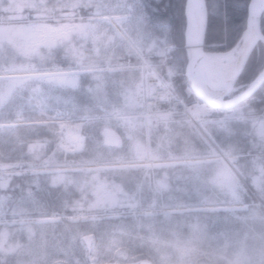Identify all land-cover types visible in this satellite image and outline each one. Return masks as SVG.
Returning <instances> with one entry per match:
<instances>
[{
    "label": "trees",
    "instance_id": "16d2710c",
    "mask_svg": "<svg viewBox=\"0 0 264 264\" xmlns=\"http://www.w3.org/2000/svg\"><path fill=\"white\" fill-rule=\"evenodd\" d=\"M188 2L126 0L131 10H113L130 12L120 20L124 35L112 22L96 19L94 3L0 0V73L27 70L29 65L96 67L78 74L77 87L42 77L23 78L0 109V264H93L90 254L95 264L142 260L181 264L192 250L191 264H218L219 253L204 251L216 244H236L247 233L264 235V212L253 203L250 190L245 195L248 210L259 213L252 220L228 209H177L234 199L212 182L219 161L205 158L213 152L184 116L166 128L152 129L151 153L159 159L184 155L203 159L154 166H90L137 158L130 128L106 116L118 107L130 113L142 109L131 110L127 98L141 77L144 56L158 64L181 96L196 97L188 73L192 60ZM207 4L205 50L241 46L249 28L251 0H207ZM95 22L102 30L99 53L82 58L75 46ZM21 25L32 26L29 38ZM263 69L260 39L238 84H250ZM11 79L0 78V85ZM240 105L242 117L213 125L212 130L225 148L239 154L236 162L243 176L264 201V83ZM57 115L85 121L82 150L68 152L62 147L64 132L52 120ZM221 115L217 112V119ZM140 124L135 134L145 138ZM87 234L94 235L91 252L84 240Z\"/></svg>",
    "mask_w": 264,
    "mask_h": 264
},
{
    "label": "rangeland",
    "instance_id": "374dc122",
    "mask_svg": "<svg viewBox=\"0 0 264 264\" xmlns=\"http://www.w3.org/2000/svg\"><path fill=\"white\" fill-rule=\"evenodd\" d=\"M80 3H94L95 8L97 9L98 14H96L97 20L102 21H110L112 22L124 35H126L125 31L123 30L120 20L130 14V12L122 13V12H114L113 10L121 9V10H131V5H126V0H76ZM106 13H103L105 12ZM22 26V25H21ZM25 28L24 33L29 38L32 32V26H22ZM8 28V27H7ZM11 29V27H9ZM102 30L100 26L95 22L93 27L88 28L83 35L80 37V43L75 46V51L78 55L82 58L97 55L99 53V38L101 37ZM242 46H238L236 50V54L238 55L242 49ZM150 61V60H149ZM96 67H77V68H61L59 66H55L53 69H40L36 68L33 65H29L27 70L24 71H8L3 70L0 73V78L11 77L13 79L8 80L0 85V109L9 101L13 93L16 89L22 85L21 79L26 78L28 76H35V77H42L45 78L53 83L61 84L64 86H72L77 87L79 86V76L78 74L85 70H94ZM15 78V79H14ZM250 84L246 85H239L237 82L234 85L228 86V88L224 89V97L223 98H230L233 97L247 89ZM200 99V98H199ZM127 101L130 102L132 109H136L142 106V103L138 100L136 96V90L130 91V95L127 98ZM222 109H216L209 105L208 103L202 101L201 105L199 106L198 110L204 112L202 118L207 119L208 125L210 128L216 124H222L226 120L232 119L234 117L240 118L243 115V106L236 105L235 107H230L228 105H223ZM120 110L117 108L112 111V118L118 119L122 121V124L126 125L130 128L129 135L134 138V155L135 159H123L120 158L117 161L113 162H105V163H96L91 165H112V166H129V165H137V164H147V165H154L159 164L162 160H166L168 163H172L181 159L176 158H169V159H158L154 156H151L152 146H148V137L151 136V132L154 126L151 125L146 127V135L145 138L138 136L135 134V130H138L139 127L141 128V121L137 115L131 114L130 111ZM145 111V110H144ZM217 112H220L222 115L220 119H217ZM60 124L63 131L66 133L69 131L70 137L78 138L79 140L73 141L70 138L65 136L64 140L62 141V146L66 151H76L81 150L84 144L81 145L80 140L83 141V122H77L70 119L66 115H57L54 118ZM218 120V121H217ZM151 122V121H149ZM157 127V126H156ZM110 137H113V134L109 133ZM189 158V156H188ZM186 160H193L194 158ZM201 159V158H195ZM208 160H217L219 161L217 164L216 172L212 176L211 180L214 184L222 187L228 193L234 197L231 203H213L207 204L204 203L202 205H194V206H182L178 205L177 209H184V208H209L212 210H219L220 208L228 209L236 215H239L244 220H247L246 216L250 214L258 216V212L256 210H248L249 204H246L245 195L248 192V187L241 179L240 175L236 174L237 172L234 169L235 161L234 157L224 159H218V157H211ZM232 161L234 163H229ZM90 165V166H91ZM236 209L246 210L247 212L240 213L236 212ZM53 219V216L47 218H41V220H49ZM235 242H226L222 244H216L217 247H212V250L204 251L207 254H220L221 257L219 259L218 264H264V235L257 233L256 235H251L247 233L245 237L238 241L236 244ZM190 257H183L181 258V264H191V256H195L194 250L189 252Z\"/></svg>",
    "mask_w": 264,
    "mask_h": 264
},
{
    "label": "water",
    "instance_id": "95a60500",
    "mask_svg": "<svg viewBox=\"0 0 264 264\" xmlns=\"http://www.w3.org/2000/svg\"><path fill=\"white\" fill-rule=\"evenodd\" d=\"M196 3L199 4L202 14H201V26H200V33L197 39L196 44L194 45V51L192 54V60L190 63L189 68V74L191 78V85L192 89L194 90L195 94L199 96L202 100L207 102L209 105L213 107H219L221 105H238L244 101H246L248 98H250L255 91L264 83V70L263 72L253 81V83L245 90V92L240 93L239 95L231 97V98H223V99H213L208 96H206L201 90L198 85L199 78L201 73H204V76L206 78V81L211 84V77L208 72L207 62H206V50L204 48L205 44V37H206V29L208 25V5L207 0H195ZM190 2V0H189ZM250 22L252 21L257 36L252 40V42L249 45V48L247 50L246 55L242 58L241 66L236 74L235 80L231 82L230 84H227L223 86L220 89L228 88V86L234 85L239 77V74L246 66L250 55L253 51V48L255 44L260 40H264V33L262 31V14L264 11V0H251L250 4ZM212 85V84H211ZM213 86V85H212ZM217 88V87H214ZM136 264H153L151 261L144 260Z\"/></svg>",
    "mask_w": 264,
    "mask_h": 264
},
{
    "label": "bare ground",
    "instance_id": "6f19581e",
    "mask_svg": "<svg viewBox=\"0 0 264 264\" xmlns=\"http://www.w3.org/2000/svg\"><path fill=\"white\" fill-rule=\"evenodd\" d=\"M189 25H188V44L193 48L196 44L201 26L202 10L195 0H190L188 5ZM256 29L253 22H250V28L245 36V42L242 46L240 53L237 55L235 52L237 47L228 51H211L206 54V62L208 72L211 77V84L206 81L204 73L202 72L199 78L200 90L208 97L213 99H221L224 95V90L220 89L223 86L230 84L234 81L235 76L241 66L242 58L246 55L250 43L256 37ZM217 87V88H214ZM70 132H66L67 138L73 141L79 140L78 138L70 137ZM84 137V136H83ZM81 145L84 144V138L80 140ZM87 242L91 243L93 240L92 234L85 236Z\"/></svg>",
    "mask_w": 264,
    "mask_h": 264
},
{
    "label": "built area",
    "instance_id": "2783aa9c",
    "mask_svg": "<svg viewBox=\"0 0 264 264\" xmlns=\"http://www.w3.org/2000/svg\"><path fill=\"white\" fill-rule=\"evenodd\" d=\"M138 94L145 100L147 105L146 117L167 119L174 114H191V118L195 120L205 138L213 148L220 152L219 156L225 159L231 157L229 151L224 152L220 148L213 134L206 126V120L196 116L194 107L199 105V101L186 102L174 91L172 83L160 76L155 69H153V72H148L143 76L138 86Z\"/></svg>",
    "mask_w": 264,
    "mask_h": 264
}]
</instances>
